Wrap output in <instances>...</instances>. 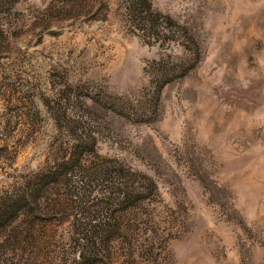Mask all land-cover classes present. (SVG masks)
Masks as SVG:
<instances>
[{
  "label": "rangeland",
  "instance_id": "obj_1",
  "mask_svg": "<svg viewBox=\"0 0 264 264\" xmlns=\"http://www.w3.org/2000/svg\"><path fill=\"white\" fill-rule=\"evenodd\" d=\"M23 192L0 264H264V0H0Z\"/></svg>",
  "mask_w": 264,
  "mask_h": 264
},
{
  "label": "trees",
  "instance_id": "obj_2",
  "mask_svg": "<svg viewBox=\"0 0 264 264\" xmlns=\"http://www.w3.org/2000/svg\"><path fill=\"white\" fill-rule=\"evenodd\" d=\"M27 195H28L27 192H23V194L21 195H18L17 193H10V194L8 193L5 195V197L1 196L0 199L3 200V203H2L3 206L0 207V215L8 214L9 216H11L10 214L14 213V215H17L18 217L21 213L20 212L21 205L23 204L22 206H24ZM12 222L13 221H11L10 225H13ZM14 229L15 228H13V230ZM15 230H19V228ZM104 230L106 229L103 227H99V225L89 224L88 226H85L84 228L77 230V231H79L80 239L83 240L84 243L88 244L89 242H92L93 243L92 245H94V243L96 242L95 239L98 241L102 240V234L104 235ZM88 250L89 248L87 247L86 251L85 250L80 251L79 256L84 257L87 254L85 252H88Z\"/></svg>",
  "mask_w": 264,
  "mask_h": 264
}]
</instances>
